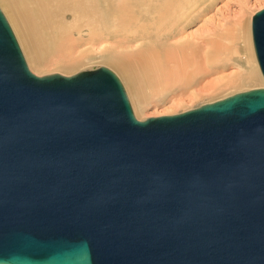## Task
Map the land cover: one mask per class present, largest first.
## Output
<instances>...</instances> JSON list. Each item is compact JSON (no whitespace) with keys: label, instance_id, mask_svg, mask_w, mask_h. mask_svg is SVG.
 I'll use <instances>...</instances> for the list:
<instances>
[{"label":"water","instance_id":"1","mask_svg":"<svg viewBox=\"0 0 264 264\" xmlns=\"http://www.w3.org/2000/svg\"><path fill=\"white\" fill-rule=\"evenodd\" d=\"M251 38L264 78V7ZM0 264H264V87L138 120L106 66L34 74L0 9Z\"/></svg>","mask_w":264,"mask_h":264},{"label":"bare ground","instance_id":"2","mask_svg":"<svg viewBox=\"0 0 264 264\" xmlns=\"http://www.w3.org/2000/svg\"><path fill=\"white\" fill-rule=\"evenodd\" d=\"M214 1L0 0V8L33 71L51 65L66 75L81 61L99 58L122 79L138 116L150 99L162 100L174 90L188 88L199 75L205 78V73L210 76L230 63L237 65V72L224 76V82L217 79L210 89L247 81L264 87L253 57L249 18L243 10L246 3H240L236 17L214 32L184 35L185 28ZM73 33L79 34L75 47L69 43ZM232 40L236 43L232 49L221 48L225 41L231 47Z\"/></svg>","mask_w":264,"mask_h":264},{"label":"rangeland","instance_id":"3","mask_svg":"<svg viewBox=\"0 0 264 264\" xmlns=\"http://www.w3.org/2000/svg\"><path fill=\"white\" fill-rule=\"evenodd\" d=\"M240 3H246L243 10H244V12L246 11L244 13V15L247 14L248 15L247 17L249 18L248 32L250 35L253 57L255 59L256 57H255L254 48H253V44H252V38H251V18H252V15L257 10L264 7V0H215L214 3L209 4V7H207L205 10L201 11L199 17L197 19H195V21L192 24H189L185 28L184 35H192V34L194 35V34H197L198 32L203 33L207 29H208L207 31H209V29H210L211 31L214 32V30H216L217 27L221 26L226 20H229L230 18L233 19L236 17L235 13H237L240 9ZM3 14H4V12H3ZM233 15H234V17L232 18ZM5 17H6V15H5ZM6 19H7V17H6ZM7 21H8V19H7ZM8 23H9V21H8ZM11 29H12V27H11ZM13 33H14V31H13ZM78 35H79L78 33H73L72 34V40H70V42H69L70 44L74 45V47L79 44V42H78L79 39H77ZM16 39H17V37H16ZM17 41H18V39H17ZM233 41L234 40H232L231 42H233ZM224 43L226 44L227 42L225 41V42H223V44H221V46H222L221 48H224V49L225 48L226 49H232V47L234 46L233 44L236 45V43L233 42V43H230L231 47H226V46H228L229 42L226 45ZM215 44H216V42H215ZM216 45H218V44H216ZM224 45H225V47H224ZM95 47L99 48L98 44ZM79 48H81V47H78L77 50H79ZM73 52H74L73 54H76V52L74 50H73ZM25 60H26V58H25ZM173 60H174V62L178 63L177 57H174ZM27 65H28V63H27ZM99 66L108 67L106 64L104 65V63L101 62V60L99 58H93V59H89L86 61H81L75 67L74 70H72L71 72H68L66 75H71V74H74V73L81 71V70L92 69V68L99 67ZM236 66L237 65L230 63L227 66H225V69L218 70L215 73L211 72L210 76L208 73L207 74L205 73L204 74V76H206L205 78H203V76H202L203 74L199 75L200 77L197 76V78L199 77V79L194 81V83L192 82L193 84L192 83L190 84L191 87L189 86L188 88H184L183 90L177 89L178 91L174 90V92H172L171 94H169L166 98H164L162 100L157 101L156 98L150 99V102L148 103V105H146V107H144L145 110H143V111L141 110L138 116L135 115L134 109H133L132 104L130 102L133 113L138 120H143L145 118L153 117V116L176 114V113L183 112V111H186L188 109L197 107L201 104L224 98V97L231 95L233 93L252 89V88L261 87L263 85L261 83L258 84L259 83L258 81L257 82L256 81H247V82H243L240 84H235V86L233 85V87H232V85H230L231 87L229 85H227L228 87L224 86L223 88L218 89L216 91H214L213 88L210 89V86H212V83L214 81H216L217 79H219L220 81L222 80V82H224V80L226 79V78H224V76L227 77L232 72H237L235 69H237L238 67H236ZM28 67H29V65H28ZM52 68L53 67L50 65L49 67L42 68L43 71L40 70V72L37 73L38 71L35 72L29 67V69L36 75H45V74H50V73L64 74V73L59 72L57 70H54ZM108 68H110V67H108ZM258 69H259V67H258ZM113 72H115V71H113ZM259 73H260V70H259ZM116 75H117V73H116ZM260 76H261V74H260ZM214 77H217V78H214ZM119 79H120V77H119ZM200 79H201V83L199 81ZM262 79L263 78L261 77V80ZM120 80L122 81V79H120ZM207 81H209V82L207 83ZM262 82L264 83V79L262 80ZM205 83H207V84H205ZM122 84H123V82H122ZM192 85H193V87H192ZM123 86H124V84H123ZM124 88H125V86H124ZM204 88H205L206 92H202V91H205ZM206 88L209 89V91H210V92L208 91L209 94H208ZM200 91H201L202 95L197 94L198 96L197 95L195 96V94H192V93H196V92H200ZM201 93H199V94H201ZM127 96H128V93H127ZM128 99H129V96H128ZM129 101H130V99H129Z\"/></svg>","mask_w":264,"mask_h":264},{"label":"snow or ice","instance_id":"4","mask_svg":"<svg viewBox=\"0 0 264 264\" xmlns=\"http://www.w3.org/2000/svg\"><path fill=\"white\" fill-rule=\"evenodd\" d=\"M260 36L258 34H254V40H259Z\"/></svg>","mask_w":264,"mask_h":264}]
</instances>
